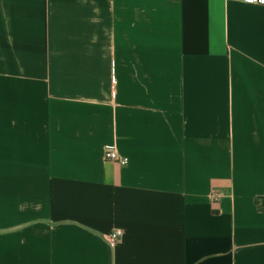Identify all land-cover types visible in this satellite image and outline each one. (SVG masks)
I'll list each match as a JSON object with an SVG mask.
<instances>
[{
  "label": "crops",
  "instance_id": "0c3cea01",
  "mask_svg": "<svg viewBox=\"0 0 264 264\" xmlns=\"http://www.w3.org/2000/svg\"><path fill=\"white\" fill-rule=\"evenodd\" d=\"M0 264H264V6L0 0Z\"/></svg>",
  "mask_w": 264,
  "mask_h": 264
},
{
  "label": "built area",
  "instance_id": "2783aa9c",
  "mask_svg": "<svg viewBox=\"0 0 264 264\" xmlns=\"http://www.w3.org/2000/svg\"><path fill=\"white\" fill-rule=\"evenodd\" d=\"M247 4L251 5H258V6H264V0H242ZM105 158L107 160L115 161L120 164H126L127 159L123 156H121L118 151L115 149V147H107L105 150ZM122 230L121 229H115L112 231L108 236L107 240L111 245H114L116 242H118L122 237Z\"/></svg>",
  "mask_w": 264,
  "mask_h": 264
}]
</instances>
